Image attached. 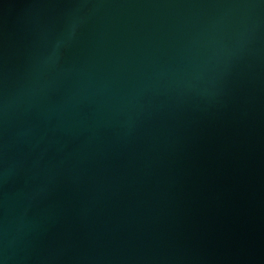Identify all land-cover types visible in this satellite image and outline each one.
<instances>
[{"label":"water","instance_id":"1","mask_svg":"<svg viewBox=\"0 0 264 264\" xmlns=\"http://www.w3.org/2000/svg\"><path fill=\"white\" fill-rule=\"evenodd\" d=\"M0 264H264V0H0Z\"/></svg>","mask_w":264,"mask_h":264}]
</instances>
